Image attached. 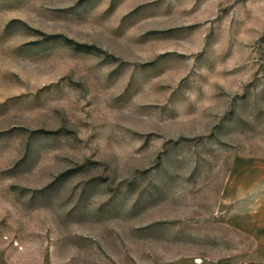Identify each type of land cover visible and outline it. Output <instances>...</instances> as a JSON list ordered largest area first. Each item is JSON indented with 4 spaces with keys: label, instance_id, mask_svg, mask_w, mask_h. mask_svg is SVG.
Instances as JSON below:
<instances>
[{
    "label": "rangeland",
    "instance_id": "rangeland-1",
    "mask_svg": "<svg viewBox=\"0 0 264 264\" xmlns=\"http://www.w3.org/2000/svg\"><path fill=\"white\" fill-rule=\"evenodd\" d=\"M253 154L264 0H0V264H256Z\"/></svg>",
    "mask_w": 264,
    "mask_h": 264
},
{
    "label": "crops",
    "instance_id": "crops-1",
    "mask_svg": "<svg viewBox=\"0 0 264 264\" xmlns=\"http://www.w3.org/2000/svg\"><path fill=\"white\" fill-rule=\"evenodd\" d=\"M232 176L235 192L229 225L248 237L249 261L264 264V154L235 156Z\"/></svg>",
    "mask_w": 264,
    "mask_h": 264
}]
</instances>
